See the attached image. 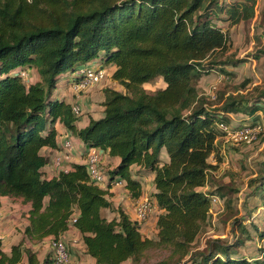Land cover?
<instances>
[{"label":"trees","instance_id":"obj_1","mask_svg":"<svg viewBox=\"0 0 264 264\" xmlns=\"http://www.w3.org/2000/svg\"><path fill=\"white\" fill-rule=\"evenodd\" d=\"M224 1L0 0V198L31 204L21 241L9 253L0 241V264H52V253L41 262L34 246L63 238L71 227L95 264H148L151 250L167 252L152 264H264V246L262 259L233 255L241 239L208 237L198 245L212 213L209 195L218 194L210 176L224 161L220 124L231 125L236 113L254 115L264 98V89L255 103L238 90L245 88L201 89L204 75L229 79L230 68L245 61L229 53L232 42L215 19L225 11L230 24L252 20L258 2ZM93 63L116 66L112 78L123 90L107 87L104 115L80 129V116L54 91L64 73ZM27 67H37L41 80L26 84L20 71ZM157 78L165 86L145 89ZM57 123L81 139L86 154L95 147L118 159L105 170L106 187L75 162L44 177L51 159L43 148H60ZM144 173L155 175L152 197L162 211L156 238L145 237L111 200L118 182L139 199Z\"/></svg>","mask_w":264,"mask_h":264},{"label":"rangeland","instance_id":"obj_2","mask_svg":"<svg viewBox=\"0 0 264 264\" xmlns=\"http://www.w3.org/2000/svg\"><path fill=\"white\" fill-rule=\"evenodd\" d=\"M229 1L233 0H225L224 3L227 4ZM257 2V15L252 20L230 24L226 20L228 14L225 11L218 16V19H215V22L228 33L232 42L229 53H234L236 57L243 58L245 61L236 67L238 70L233 69L234 74L229 79L216 71L204 75L199 81L203 92L214 93V91L220 88L237 92L236 89L245 88L244 90H238L243 92L249 91L247 94L248 99H251L255 103L258 97V91L264 89V18L261 14L264 8V0H257ZM106 69L107 77L102 82L80 93L75 92L73 89L75 93L81 94L83 97V109L81 110L82 113L80 115V121L78 122L79 127L85 125L89 118L102 116L104 112V91L107 87L123 90V87L112 78L116 66L110 65ZM25 70L30 75L29 79L24 80L25 83L30 84L36 82L40 76L38 68L27 67ZM77 72V70H69L61 77V81L65 82L62 87V95L69 99H72L74 96L70 89L73 85L71 86L67 82L70 79L73 81L76 80ZM245 79L250 80V83L246 87H244V84L242 85ZM164 85L163 79L157 78L146 83L144 87L148 91H154ZM255 87H259L257 88L258 90H255ZM89 89L91 90L89 91ZM87 102H90L92 106L95 105L96 110L92 111L91 108L85 106ZM234 117L237 118V115ZM232 121H234L233 118ZM241 123L242 120H238L234 125H241ZM58 127L63 129L60 123H58ZM78 138V136H74L75 141H79ZM219 147L224 161L220 168L212 173L210 182L212 183L213 181L215 189L218 188L217 192L221 197V204L212 206L209 222L203 234L200 236L198 245H204L208 237L221 238L231 243L241 239L242 242L239 247L234 248L233 255L262 259L260 252L264 246L262 236L264 234V189L262 190L260 187L264 183V126L259 137L251 143L232 145L230 142L225 141L224 138H221L219 140ZM111 166H114V162L102 165L104 170ZM133 170L136 172V168H133ZM144 174L148 183L151 175L149 173ZM219 189L221 190L219 191ZM211 190L213 191V188ZM148 195L153 199L151 191H148ZM228 200H230V203H228ZM117 201H114L115 205H118ZM154 213L155 210L152 215ZM157 215L158 213L144 226L142 233L145 237H157V230L154 228ZM108 216L112 218L113 214L108 212ZM21 222H25V220L21 221V218H19L18 229L22 227ZM242 224L247 225V232L245 233L241 230ZM14 234V239L11 241L17 242L20 235L17 232ZM77 236L74 235L75 238ZM0 241L2 240L0 239ZM11 243L7 244L5 242V247L10 249ZM38 249L41 259L45 256L50 257V247L48 244L44 243ZM77 249L81 251V248L78 247ZM79 255L81 257L79 264H89V258L87 256L83 253H79ZM166 255V251L151 250L148 252L146 259L148 264H152L157 260L163 259ZM124 264H133V262L132 260H127Z\"/></svg>","mask_w":264,"mask_h":264},{"label":"crops","instance_id":"obj_3","mask_svg":"<svg viewBox=\"0 0 264 264\" xmlns=\"http://www.w3.org/2000/svg\"><path fill=\"white\" fill-rule=\"evenodd\" d=\"M233 69L238 70V68H236V67L231 68L230 70L234 71ZM39 80H41L40 76L36 80V82ZM72 83H73V80H71V79L69 82H67V84H69L71 86H72ZM64 84H65V82H62L60 80L57 89L54 91V97H56L60 100H64L66 103L71 104V106L79 105L81 107V110H82L83 109V106H82L83 97H82V95L75 93L73 91L74 88L72 86L70 88L71 92L74 94L72 99H69V98L63 96L62 95V87ZM90 90L91 89H89V91ZM85 106L91 108L92 111L96 110L95 109L96 106L90 105V102H87L85 104ZM260 107H261V109L258 112H256L254 115H248V114H244V113L233 114L232 118L234 121H232L231 125H234L235 123H237L238 120H242L241 125L247 124V123L258 122L264 126V99L260 102ZM103 110H105V107H103ZM103 115H104V112H103L102 116ZM235 115H237V118L234 117ZM101 117H98V118H101ZM98 118H95V119H98ZM90 119L91 118H89L88 122L85 125H83L82 127H79V125L77 123L78 128L82 129V128L86 127L89 124ZM56 126L59 130L58 142H59L60 148L56 149V150H52L48 147H44L42 150L43 153L46 154L47 156H49L51 159V162L43 168L44 177H46V178H52L59 172L58 167L55 166L53 163V157H54L55 153H57V151L58 152L62 151L61 150L62 149V147H61L62 142L67 135L72 136L73 142H74V148L71 151H69L68 153L64 152V151L62 152L64 154L63 166L70 169L71 163L75 162V163L85 164L86 157H87V155H85L86 154V147L82 143L81 139L78 138L79 141H75V139H74L75 134H73L71 131L66 129L63 125H62L63 129H60L58 127V123L56 124ZM220 145H221V143H220ZM161 157L164 161H166L168 159L165 149L162 151ZM212 161L214 162L213 158H212ZM109 162H111V163L114 162V166H115L118 163V159L111 158L107 152H103L102 153V164L105 165ZM114 166H111L110 168H113ZM150 175H151V177L149 178L148 183H147L146 176H143L141 179L142 187H143L142 197L146 196V195L149 196L148 191H151L152 193H154L156 191L155 184L153 183V179H154L155 175L154 174H150ZM110 193H111V200L113 202L115 200H118L117 201L118 205H115V206L116 207L121 206L126 211V213L130 216V218L135 220L134 216H135L136 200H133L132 198H130V196L128 194V190L126 188V183L125 182H118L117 184L113 185L112 188H110ZM153 201L155 202L154 198H153ZM155 207H156L155 213L153 215H151V217L147 221L140 224L141 232L143 231L144 226L147 223H149V220L152 217H154L155 214H157V213L159 214L162 212L158 208L156 202H155ZM30 208H31V204L24 203L21 198H15V197H9V196H3L0 198V212L2 213V220L0 221V239L2 240L1 243L3 242L2 248L4 249V251L9 253L11 251V247L14 244L19 243L21 241V239L23 238V229L28 224V212H29ZM111 213L113 214V217L116 215L114 212H111ZM157 217H158V215H157ZM19 218H21V221L25 220V222H21V225H22L21 229L17 228V225L19 223ZM156 223H157V218H156ZM156 223L154 225V228L157 230V234H158V228H157ZM15 232H17L20 235V238L17 242L11 241L14 239L13 236L15 235L14 234ZM74 235H78L77 238H75ZM63 239L66 241L68 248H69V251H70V261L67 264H79L81 261V257L79 255V253H83L85 256H87L89 258V264H95V259L86 254V246L84 244L83 237H82L81 233H79L76 228L71 227L63 235ZM5 242L7 244L12 242L10 249H7V247H5L6 246ZM51 242H52V239H47L45 242L34 246L35 249L38 250L39 259L41 260V262H44V260L47 258V256H45L43 259H41L40 252H39L38 248L40 245L46 243L50 247L49 254H51L53 252ZM78 247L81 248V251H79L77 249Z\"/></svg>","mask_w":264,"mask_h":264},{"label":"built area","instance_id":"obj_4","mask_svg":"<svg viewBox=\"0 0 264 264\" xmlns=\"http://www.w3.org/2000/svg\"><path fill=\"white\" fill-rule=\"evenodd\" d=\"M77 76L80 79L73 81L72 85L75 92H83L89 87L102 82L107 77V69L101 67L97 63L81 67L77 70ZM24 80L29 79L30 75L27 70L20 71ZM214 97V96H213ZM73 112L78 116L81 115V107L79 105L72 106ZM221 129L224 131V140L230 142L232 145L248 144L255 141L263 130V125L258 122L247 123L242 125H226L220 124ZM62 151H57L53 157V163L58 167L59 171L69 168L63 166L64 152H69L74 148V142L71 135H67L62 142ZM85 165L92 181L106 187L108 176L102 167V153L99 149L93 147L87 151ZM208 187H204L206 192ZM212 206L221 204V197L219 194L214 193L209 195ZM155 210V202L149 196H141L136 200L135 204V221L139 224L147 221ZM2 220V213L0 212V221ZM52 246V264H67L70 261V251L66 241L63 238L53 239Z\"/></svg>","mask_w":264,"mask_h":264}]
</instances>
